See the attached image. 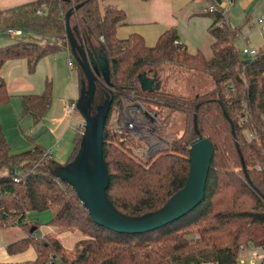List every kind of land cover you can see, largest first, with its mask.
<instances>
[{
	"label": "trees",
	"instance_id": "obj_1",
	"mask_svg": "<svg viewBox=\"0 0 264 264\" xmlns=\"http://www.w3.org/2000/svg\"><path fill=\"white\" fill-rule=\"evenodd\" d=\"M105 1L37 0L0 10L1 32L23 30V38L0 47V72L11 60H27L33 73L45 56L63 51L72 55L66 15L84 3L70 18V25L77 28L80 44L100 72L96 104L111 92L103 145L111 179L107 190L110 201L120 213L131 217L160 210L186 186L191 172L190 146L199 135L214 146L204 200L163 228L133 235L111 231L98 225L74 190L56 177L54 170L60 164L52 161L40 145L20 154L11 152L0 119V229L21 227L28 232L7 247L8 254L35 247L37 259L25 264H238L241 246L264 245V47L254 58L244 57L236 47L239 30L227 23L221 10L212 15L211 59L202 53L190 54L179 43L175 29L163 34L155 47L146 46L139 35L119 40L116 29L125 23L126 16L116 8H102ZM43 6L47 11L39 14ZM101 57L104 65L98 61ZM166 64L195 71L212 82V89L205 92L202 85H194L193 96L168 94L162 89L159 73ZM76 66L83 83V72L77 62ZM143 73L156 76L160 89L143 92L138 82ZM129 92L145 110L157 114L158 121L162 118L163 125L172 113L185 115L182 137L147 163L137 160L131 145L122 142L110 128L115 103ZM11 97L0 76V106L8 104ZM51 103L52 83L47 82L42 95L23 96L21 115L39 123ZM164 109L170 114L164 115ZM81 143L80 135L66 165L76 159ZM46 211L52 212L49 226L78 229L87 239L79 241L72 253L57 238L40 242L31 232L38 229L37 225L29 224L27 217L31 212ZM192 228L199 235L196 240L185 237Z\"/></svg>",
	"mask_w": 264,
	"mask_h": 264
},
{
	"label": "crops",
	"instance_id": "obj_2",
	"mask_svg": "<svg viewBox=\"0 0 264 264\" xmlns=\"http://www.w3.org/2000/svg\"><path fill=\"white\" fill-rule=\"evenodd\" d=\"M35 1L0 0V10H10ZM235 1L181 0L175 4L174 0H106L103 8L110 6L125 14V23L116 29V37L119 40L139 35L144 39L146 46L155 47L163 34L175 29L179 36V43L185 45L190 54L202 53L207 59H211L214 39L210 34V28L214 22L212 18L214 13H210L209 9L211 6H218L230 25L226 8L228 4L231 6ZM262 29L264 32V23ZM62 53L70 58L68 51ZM76 67L75 65L71 69L68 66L67 69L60 66L56 55L43 57L33 73L30 72L25 59L11 60L4 65L0 76L6 82L12 97L8 104L0 106V119L13 154L26 152L40 145L46 152H51L52 161L61 166L69 162L75 150L77 138L76 126L69 114L70 105L80 95L72 79ZM47 82L52 83V103L43 120L35 123L30 116L22 117L23 96L42 95L46 90ZM80 86H82L81 78ZM48 228L45 234L57 233L53 227ZM61 236L58 234L56 237L62 244L64 240ZM69 239L72 238L69 237ZM9 245L11 243L6 244V251ZM32 248L36 251V248L31 246L20 254L0 256V263L11 264L23 261L25 264L28 261H34L37 259V251L35 258H28V254L33 251Z\"/></svg>",
	"mask_w": 264,
	"mask_h": 264
},
{
	"label": "water",
	"instance_id": "obj_3",
	"mask_svg": "<svg viewBox=\"0 0 264 264\" xmlns=\"http://www.w3.org/2000/svg\"><path fill=\"white\" fill-rule=\"evenodd\" d=\"M83 5L84 3L79 4L67 13L66 31L72 56L85 77L77 102L78 111L85 120V131L76 159L66 166H57L54 172L59 180L74 190L83 207L98 225L120 234L151 232L183 218L202 203L214 157V146L202 135L191 143V172L188 182L160 210L144 217H131L123 215L114 207L107 194L111 179L103 152L106 121L112 104L111 92H106L105 100L99 105L96 104L100 72L97 66L91 65L89 55L80 44L77 28L70 25V18ZM98 61L103 65L106 63L104 57ZM103 76L106 84L111 86L105 72ZM138 82L143 92H153L161 87V84L156 82V76L151 77L147 73L140 74ZM142 110L153 123L157 121V114L152 115L144 108ZM196 131L198 132L197 127ZM243 171L249 179L244 164ZM34 231L35 228L31 230Z\"/></svg>",
	"mask_w": 264,
	"mask_h": 264
},
{
	"label": "rangeland",
	"instance_id": "obj_4",
	"mask_svg": "<svg viewBox=\"0 0 264 264\" xmlns=\"http://www.w3.org/2000/svg\"><path fill=\"white\" fill-rule=\"evenodd\" d=\"M37 1V0H36ZM35 1V2H36ZM181 0H174V3L177 4ZM208 5V3H205ZM206 7V6H205ZM103 8V6H102ZM104 10V9H103ZM226 12L228 14V20L230 25L235 29L239 30V35L236 39V47L242 51L246 48V45H250L256 48H263L264 47V32H263V23H264V0H236L234 4L231 6L228 4L226 8ZM15 29V28H14ZM26 34H24L25 36ZM21 37L12 38L9 36H1L0 37V47L10 44L12 41L18 40ZM249 41H248V40ZM245 57V56H244ZM248 58V57H246ZM56 60L60 64L68 69V60L69 56L63 54L62 52L56 54ZM76 62V61H75ZM69 75H70V71ZM160 80L162 84V89L166 91L168 94L174 95L175 97H190L193 96L194 92L192 91V86L194 85H202L204 87V91L208 92L212 89V82L208 79L202 78L195 73L193 70H189L186 67H180L177 65L166 64L160 67ZM73 78L75 86L78 89V92L81 93L80 86V74L79 70L76 67L73 73ZM71 76V75H70ZM79 98V97H78ZM115 103V106H120L121 104H131V103H141L139 99H136V95L134 93H127L124 97L118 99ZM156 110V109H155ZM153 111V110H151ZM158 111V110H157ZM160 112V111H158ZM170 114V111L164 109V115ZM163 117V116H162ZM83 118V117H82ZM184 118L185 115L182 113H172L168 122L163 125V119L160 118L158 121L159 124V133L160 135L166 139V146L165 149L168 151L171 148V144L174 139H178L182 137L183 133L182 130L184 128ZM81 119V115L79 113L75 114L73 124L78 127V121ZM163 126H162V125ZM22 133V132H21ZM81 134L77 133V136ZM17 137V135H16ZM82 137V135H81ZM26 139V135L24 136ZM28 223L31 225H37V230L33 233L34 237L39 238L40 242H48L49 240H53L58 234L61 236L62 245L65 249H67L70 253L73 252L76 244L84 239H87V236L80 232L78 229H60L53 226L56 229L54 234H45L49 230V222L52 220V212H31L28 214ZM32 230V229H31ZM45 234V235H43ZM73 234V237H72ZM28 235L21 227H12L7 229H0V256H6L7 251L5 250L7 243H14L20 239H23ZM43 235V238H41ZM198 234L196 228H192V231L186 233L185 237L190 240H196L198 238ZM66 237V238H65ZM72 238V239H69ZM41 238V239H40ZM79 238V239H78ZM60 241V239H58ZM61 242V241H60ZM32 252H28V258H35L36 251L32 248ZM24 258V257H22ZM51 259V258H50ZM19 261V260H18ZM35 261V260H34ZM30 262V261H28ZM11 264H24L23 261L11 263Z\"/></svg>",
	"mask_w": 264,
	"mask_h": 264
},
{
	"label": "built area",
	"instance_id": "obj_5",
	"mask_svg": "<svg viewBox=\"0 0 264 264\" xmlns=\"http://www.w3.org/2000/svg\"><path fill=\"white\" fill-rule=\"evenodd\" d=\"M101 1V0H98ZM47 11V7L43 6L38 13L43 14ZM218 6H211L210 13L218 12ZM17 38L23 35L21 29H7L3 32L0 31V36ZM244 56L254 58L257 55V50L251 46H246L242 50ZM76 62L72 55L68 60L69 68L75 67ZM78 99L73 101L70 105L69 114L74 121L76 113H79L77 108ZM143 106L140 103L121 104L114 106L110 117V128L121 137L122 142L129 143L133 156L142 163H147L158 153L165 151L167 148L164 139L159 131L158 118L155 123L149 120L142 110ZM151 113V112H150ZM80 114V113H79ZM154 115V113H151ZM79 125L75 128L78 134L83 136L85 131V120L82 118L78 121ZM50 158L51 152H47ZM260 169V167H258ZM238 264H264V245L259 246H241L239 250Z\"/></svg>",
	"mask_w": 264,
	"mask_h": 264
},
{
	"label": "flooded vegetation",
	"instance_id": "obj_6",
	"mask_svg": "<svg viewBox=\"0 0 264 264\" xmlns=\"http://www.w3.org/2000/svg\"><path fill=\"white\" fill-rule=\"evenodd\" d=\"M110 87V86H109Z\"/></svg>",
	"mask_w": 264,
	"mask_h": 264
}]
</instances>
